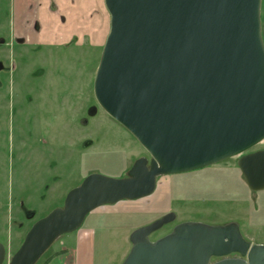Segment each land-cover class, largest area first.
<instances>
[{
    "label": "water",
    "instance_id": "95a60500",
    "mask_svg": "<svg viewBox=\"0 0 264 264\" xmlns=\"http://www.w3.org/2000/svg\"><path fill=\"white\" fill-rule=\"evenodd\" d=\"M261 1L104 0L109 32L94 98L150 160L138 158L125 178L86 176L32 224L8 261L0 243V264H36L90 212L148 197L162 176L244 154L237 166L246 185L264 190V150L245 154L264 140ZM174 220L170 212L134 230L122 264H264V245L246 241L235 223L186 222L150 240Z\"/></svg>",
    "mask_w": 264,
    "mask_h": 264
},
{
    "label": "rangeland",
    "instance_id": "374dc122",
    "mask_svg": "<svg viewBox=\"0 0 264 264\" xmlns=\"http://www.w3.org/2000/svg\"><path fill=\"white\" fill-rule=\"evenodd\" d=\"M8 1L0 0V243L6 247V261L32 224L61 207L64 193L86 176L125 178L138 158L150 160L94 98L93 82L109 25L103 35L95 33L99 28L78 35L77 28L59 24L42 26L40 34L34 27L15 29L7 21ZM18 30L26 41L15 39ZM74 36L78 40H72ZM93 107L96 113L90 115ZM258 150H264V140L245 154ZM242 155L159 177L153 197L137 202L146 204L152 216L139 215V220L149 219V225L170 212L175 220L150 240L168 235L181 223H235L246 241L264 245V190H249L237 166ZM163 183L170 184L166 197L161 194ZM136 219L131 216L128 224ZM58 245L56 240L36 264Z\"/></svg>",
    "mask_w": 264,
    "mask_h": 264
},
{
    "label": "crops",
    "instance_id": "0c3cea01",
    "mask_svg": "<svg viewBox=\"0 0 264 264\" xmlns=\"http://www.w3.org/2000/svg\"><path fill=\"white\" fill-rule=\"evenodd\" d=\"M52 3L58 6L56 12L50 10ZM9 5L12 21L18 28L30 26L34 21L43 27L55 26L60 18H64L65 26L77 28L78 35L87 29L93 32L99 25L103 35L105 26L109 25L103 0H11ZM73 33L71 31V35ZM165 184V190L161 191L164 197L170 193V184ZM69 190L64 193L63 200ZM142 199L123 200L93 210L76 231L57 239L58 247L50 250L42 264H122L131 249V233L150 221L139 220V215L152 216L146 204L137 203ZM131 216H138V219L129 225L127 219Z\"/></svg>",
    "mask_w": 264,
    "mask_h": 264
},
{
    "label": "flooded vegetation",
    "instance_id": "af4514ba",
    "mask_svg": "<svg viewBox=\"0 0 264 264\" xmlns=\"http://www.w3.org/2000/svg\"><path fill=\"white\" fill-rule=\"evenodd\" d=\"M9 1H11V0H9ZM9 1H8V6H10L9 5ZM103 3H104V0H103ZM105 7V6H104ZM57 9H58V6L56 5V4H54V3H52L51 5H50V10H52V12H56L57 11ZM105 10H106V8H105ZM8 13H9V16H8V19H7V21L9 22V25H10V27H14L15 29H16V26L14 25V23H13V21H12V13H11V10L10 9H8V11H7ZM106 12H107V10H106ZM107 14H108V12H107ZM108 16H109V14H108ZM109 19H110V17H109ZM65 19L64 18H60V20L58 21V24H59V26L58 27H66L65 26ZM24 27H34L33 28V30L37 33V34H40L41 33V30H42V26L40 25V23L39 22H37V21H34L30 26L28 25V26H24ZM23 27V28H24ZM18 28V27H17ZM22 28V27H21ZM52 28H54V26H52ZM51 28V29H52ZM97 28H99V29H97L96 31H95V33H98V31L101 33V27H100V25L99 26H97ZM19 31V30H18ZM20 31H22V30H20ZM16 35H17V37L18 38H15V39H18V40H21V39H23L24 41H26L25 40V34H24V32H16ZM14 37H16V36H14ZM13 37V38H14ZM78 38H79V36H74L73 37V39L72 40H74L75 41V39L76 40H78ZM72 40H70V41H72ZM50 44H58V43H56V42H49ZM62 207V206H61ZM230 257H237V255H231ZM218 259H212V261H217Z\"/></svg>",
    "mask_w": 264,
    "mask_h": 264
}]
</instances>
